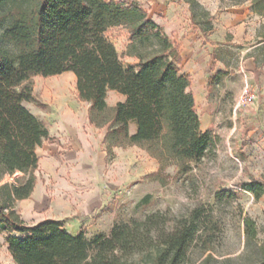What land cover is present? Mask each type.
I'll list each match as a JSON object with an SVG mask.
<instances>
[{
    "label": "rangeland",
    "instance_id": "1",
    "mask_svg": "<svg viewBox=\"0 0 264 264\" xmlns=\"http://www.w3.org/2000/svg\"><path fill=\"white\" fill-rule=\"evenodd\" d=\"M121 1L144 8L177 49L191 52L187 68L203 70L190 75V90L200 130L214 136V149L182 166L172 160L159 172L158 162L138 146L113 147L108 153L103 143L107 126L89 122V104L78 99L73 75H33L34 100L24 106L48 130L36 148L35 194L12 204L0 196V204H11L26 225L50 214L63 217L88 239L108 235L115 222L157 211L168 219L187 217L201 207V227L211 226L214 241L204 249L197 238L183 264H259L264 193L255 198L241 184L264 183V16L252 10V0H195L198 6L191 0ZM105 36L124 65L137 61L127 55L125 27L109 28ZM123 98L109 90L104 116ZM21 175L4 174L0 185ZM245 219L253 222L251 238L245 234ZM4 237L1 233L0 264H15ZM129 261L152 264L143 254Z\"/></svg>",
    "mask_w": 264,
    "mask_h": 264
},
{
    "label": "trees",
    "instance_id": "2",
    "mask_svg": "<svg viewBox=\"0 0 264 264\" xmlns=\"http://www.w3.org/2000/svg\"><path fill=\"white\" fill-rule=\"evenodd\" d=\"M189 3L198 6L195 0ZM252 10L264 16V2L252 0ZM117 26L128 32L127 55L137 59L134 64L124 65L105 36ZM180 60L173 41L138 5L121 0H0V180L4 174H22L1 184L0 196L12 204L28 198L35 186L36 148L48 138V130L24 106L34 100L33 75L74 74L77 97L89 104V122L107 126L103 143L108 153L113 147L138 146L158 162L157 172L172 160L182 166L210 154L215 138L200 130L190 77L180 72ZM109 90L125 98L105 117ZM131 122L136 125L132 134ZM241 188L255 198L264 193V183L256 180ZM11 204H0V234L15 264H130L135 254L152 264H183L197 238L204 249L214 241L211 226L201 227V207L187 217L168 219L157 211L115 222L108 235L88 239L82 230L67 231L63 220L26 225ZM206 215L207 220L211 212ZM244 225L247 238L253 237V222L245 219ZM259 264H264V245Z\"/></svg>",
    "mask_w": 264,
    "mask_h": 264
},
{
    "label": "crops",
    "instance_id": "3",
    "mask_svg": "<svg viewBox=\"0 0 264 264\" xmlns=\"http://www.w3.org/2000/svg\"><path fill=\"white\" fill-rule=\"evenodd\" d=\"M181 49H182V46L180 47V50L178 49L179 55H180V59H181L180 60V64H179L180 72L188 75L189 77H190V75L191 76L197 75V73H200L202 75L203 74V70H199L198 68L197 69H194V70L192 68H190V69L187 68V63H188V59H189L188 57L190 56L191 52H188L187 50L181 51ZM64 73H71V72H64ZM64 73H62V74H64ZM71 74L73 75V77L75 79L74 74L73 73H71ZM124 98L122 100H120V101H123ZM129 129L131 130V134L135 132L136 125H135L134 122L129 123ZM34 194H35V187H34V190L32 191V193L30 194V196L28 198H26V199H32V197H34L33 196ZM26 199H23V200L25 201ZM34 201L37 202L36 200H34ZM19 213L22 214V211H20ZM48 218H50V219H56V220H63L64 221V228L67 231H70L72 233H75L76 232V230L70 228L71 227L70 226V223L71 222L65 220L63 217H59V216H56V215H53V214L46 215V217L44 216L41 219H38L35 223H37L39 221H42L44 219H48ZM21 219H25V218H21ZM30 219H32V217ZM35 223H33V224H35ZM5 247L7 248L6 244H5Z\"/></svg>",
    "mask_w": 264,
    "mask_h": 264
}]
</instances>
